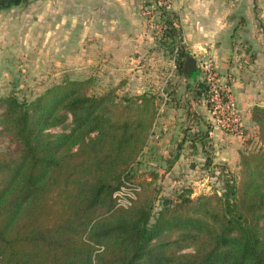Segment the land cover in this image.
I'll return each instance as SVG.
<instances>
[{
    "label": "trees",
    "instance_id": "obj_1",
    "mask_svg": "<svg viewBox=\"0 0 264 264\" xmlns=\"http://www.w3.org/2000/svg\"><path fill=\"white\" fill-rule=\"evenodd\" d=\"M89 85L68 80L28 104L0 97V264H264V107L251 111L261 145L240 154L238 178L220 195L183 191L153 217L138 185L127 207L115 197L148 140L152 103L113 102ZM68 119L69 132L43 136Z\"/></svg>",
    "mask_w": 264,
    "mask_h": 264
},
{
    "label": "rangeland",
    "instance_id": "obj_2",
    "mask_svg": "<svg viewBox=\"0 0 264 264\" xmlns=\"http://www.w3.org/2000/svg\"><path fill=\"white\" fill-rule=\"evenodd\" d=\"M18 1V4L12 7L11 14L2 22L6 25L4 36L7 37L5 41L0 38V97L14 95L28 104L56 84L68 80L89 79L88 92L92 95L109 93L113 102L122 100L124 104L128 99L136 103L141 102L140 98L149 99L154 119L142 152L129 165L128 186L125 187L137 189L133 184L140 187L142 199L148 201V196V199L152 200L153 217L162 208L163 202L175 204L183 191L193 199L200 195H220L224 191L228 175L238 178L240 157L236 168L215 162L213 157V160H210L212 151L209 135L213 125L197 107L198 90H188L192 78L202 81L204 75H201V65L204 60L197 62V69L190 73L191 78L186 77L179 68L181 32L174 25L177 23V17L171 10L175 0H171L167 7L163 2L158 4L157 0ZM106 1L112 3V6L117 2L133 3L130 12L133 13V18L142 20L145 35L149 39L146 54L139 58L127 59L129 66L116 68V73H107L108 68L102 63L103 59L101 62L93 59L94 64H89L92 57L87 55L86 51L88 42H91L85 32L89 26L88 21L93 24L94 19L103 18V4ZM73 13L74 21L76 25L79 23L81 29L75 41L77 50H73L75 63L71 64L69 59L60 55L59 49L72 37L66 29L69 28L66 20H71L70 15ZM62 18L63 34L58 26ZM169 24H172L171 27L177 32L172 37H169L172 31ZM164 125H167V131L163 128ZM70 128L68 119L63 124L45 128L43 136L53 139L61 133L69 132ZM242 132L241 136H245L249 131L243 126ZM157 135H161L165 140L160 141ZM169 137H172L171 140ZM7 141L4 134L0 135V152L7 150ZM247 141L244 153L260 147L257 126L250 131ZM170 144L173 145L171 151L168 149L162 152L163 155L159 154L164 147V150L169 148ZM75 149L76 146L72 148L73 151ZM201 151H204L205 161H201L199 157ZM180 154L187 157L182 168L171 169ZM159 160L163 162L158 163ZM135 191H132L133 198L137 196ZM133 198L121 193L116 199L117 203H124L131 202ZM153 217L151 222L154 221ZM261 224L264 227V221ZM177 233L173 230L167 231L156 241L171 240ZM190 250L191 248L182 249ZM92 260L95 263L94 256Z\"/></svg>",
    "mask_w": 264,
    "mask_h": 264
},
{
    "label": "crops",
    "instance_id": "obj_3",
    "mask_svg": "<svg viewBox=\"0 0 264 264\" xmlns=\"http://www.w3.org/2000/svg\"><path fill=\"white\" fill-rule=\"evenodd\" d=\"M18 2L0 0V38L4 41L7 37L4 36L6 25L2 22ZM111 4L108 1L103 4L102 19H94L93 24L88 21L89 26L85 32L91 42H88L86 51L87 55L92 57L89 64H94L93 59L96 62L103 59L102 63L108 68L107 73H116V68L129 66L127 59L139 58L146 54L149 39L145 35L142 20L133 18V13L130 12L133 3L117 2L113 6ZM171 10L177 17V23L174 25L180 29L181 52L185 57H193L196 65L199 60H206L217 72L231 79V90L243 126L249 132L245 136H238L213 127L209 135L212 151L210 160L214 159L215 162L236 168L240 154L247 148L250 131L256 127L251 118V111L256 106L264 107V0H175ZM70 16L72 19L66 20L69 25L66 29L72 37L66 41L65 46L62 41L59 51L62 57L74 64L73 50L76 49L75 41L81 27L78 22L76 25L74 13ZM63 20L62 18L58 24L61 33L64 29ZM61 37L64 38V35ZM199 81L197 78L188 81V90H198L197 107L203 112L206 120H210L211 116L204 105V85ZM164 126L167 131V125ZM157 138L160 141L165 140L161 135H157ZM169 138L171 140L172 137ZM171 143L173 144V141ZM172 144L165 150L164 147L159 154L168 149L171 151ZM200 153L201 161H205L204 151ZM186 159L187 157L180 154L171 169L180 170ZM161 162L163 161H158Z\"/></svg>",
    "mask_w": 264,
    "mask_h": 264
},
{
    "label": "built area",
    "instance_id": "obj_4",
    "mask_svg": "<svg viewBox=\"0 0 264 264\" xmlns=\"http://www.w3.org/2000/svg\"><path fill=\"white\" fill-rule=\"evenodd\" d=\"M171 0H157L158 4L163 2L164 6H169ZM201 68L203 73L201 80L204 81V105L211 116V124L222 131L234 134H243V123L241 114L237 108L236 100L231 90V79L227 75L217 72L206 60L203 61ZM132 191L122 188L115 193V197L121 193L129 198H133ZM118 200V199H116ZM129 201L118 203L127 207Z\"/></svg>",
    "mask_w": 264,
    "mask_h": 264
},
{
    "label": "water",
    "instance_id": "obj_5",
    "mask_svg": "<svg viewBox=\"0 0 264 264\" xmlns=\"http://www.w3.org/2000/svg\"><path fill=\"white\" fill-rule=\"evenodd\" d=\"M197 69L196 61L191 56H186L183 65V73L188 74Z\"/></svg>",
    "mask_w": 264,
    "mask_h": 264
}]
</instances>
